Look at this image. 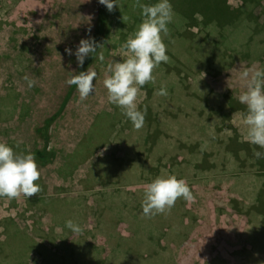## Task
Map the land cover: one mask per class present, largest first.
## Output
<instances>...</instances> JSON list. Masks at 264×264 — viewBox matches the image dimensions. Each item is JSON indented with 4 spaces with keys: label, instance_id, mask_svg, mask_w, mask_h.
<instances>
[{
    "label": "rangeland",
    "instance_id": "1",
    "mask_svg": "<svg viewBox=\"0 0 264 264\" xmlns=\"http://www.w3.org/2000/svg\"><path fill=\"white\" fill-rule=\"evenodd\" d=\"M31 1L24 0L36 7ZM191 1L170 0L169 60L141 88L137 108L145 120L136 129L104 86L108 65L126 58L122 46L143 21L136 0H118L104 59L91 66L95 91L81 100L76 90L53 125L55 157L39 165L38 197L0 198V241L15 224L45 243L53 264H264V158L253 155L264 149L242 141L241 116L232 119L246 112L234 69L264 68V0H228L238 13L222 26L202 25ZM21 2L0 0V142L32 152L42 143L36 129L68 93L74 53L92 38L100 3L52 0L46 16L25 20L16 17ZM162 86L167 95H154ZM97 121L106 140L90 135ZM168 175L185 179L195 199L143 216L145 185ZM44 197L55 199L50 213L38 208ZM68 220L82 232L68 229Z\"/></svg>",
    "mask_w": 264,
    "mask_h": 264
},
{
    "label": "clouds",
    "instance_id": "2",
    "mask_svg": "<svg viewBox=\"0 0 264 264\" xmlns=\"http://www.w3.org/2000/svg\"><path fill=\"white\" fill-rule=\"evenodd\" d=\"M99 3L106 6L109 12L114 11L118 5L117 0H99ZM136 3L142 9L143 21L122 46L126 58L122 62L108 65L107 70L111 75L104 79V86L109 102L122 110L134 128L140 129L145 116L138 110L137 100L141 88L155 82V69L169 60L163 37L168 34V24L172 22L174 12L170 0H159L151 6L141 4L140 0H136ZM101 47L94 39H82L74 53L79 66L82 68L85 59L93 56ZM65 51L73 55L72 49ZM98 58L103 61V54L100 53ZM234 71L238 72L239 80L244 83L238 99L246 106V112L243 115L236 112L232 119L241 116V123L246 129L242 141L264 149V68L254 64ZM97 75L89 67L87 71L72 76L67 83L75 85L80 99L84 100L95 91L93 82ZM24 79L29 87L35 83L28 76ZM228 85L230 87L229 81ZM154 95L166 96L167 90L162 86ZM253 155L256 159L264 158V152L261 151H254ZM40 176L34 154L17 153L12 146L0 142V198L12 200L21 196L27 199L37 196L42 191L36 183ZM181 198L187 202L195 199L185 179L177 178L176 175L157 177L145 185L142 215L151 218L169 213ZM66 227L74 234L82 232L81 226L72 220L66 221Z\"/></svg>",
    "mask_w": 264,
    "mask_h": 264
},
{
    "label": "trees",
    "instance_id": "3",
    "mask_svg": "<svg viewBox=\"0 0 264 264\" xmlns=\"http://www.w3.org/2000/svg\"><path fill=\"white\" fill-rule=\"evenodd\" d=\"M35 6L39 9L44 8V14L40 15L41 10H37L36 7L27 6L28 3H25L24 0L17 5V13L16 17L23 18L25 20H29L31 18H40L46 16L47 7L51 4L52 0H32ZM31 1V2H32ZM244 4L247 3V0H243ZM251 2H256V0H249ZM48 2L50 4L48 5ZM118 2V0H117ZM192 7H194L195 13L197 15L202 16V25L207 24L210 21H216L218 25L229 24L231 21L236 18V14L238 12L231 11V8L228 4V0H192ZM113 11L109 12L106 6L101 5L97 9L96 20L94 24L93 35L91 39H94L98 45H102L101 48L97 50V53H94L93 56H89L85 59L84 66L81 68L79 64L74 69V75L78 74L82 71H87L89 67H91L94 63L98 61V56L101 53L107 34L109 32L110 19L112 17ZM196 14L192 15L193 17ZM73 75V76H74ZM77 90L75 85H70L68 93L60 106L57 112L46 119L42 126L36 129L37 135L41 139L42 143L37 146V148L30 152L25 148H21L19 145L12 144L11 146L17 153H31L34 154L36 162L38 165H46L55 157V152L51 149V129L55 122L63 115L66 106L73 96L75 91ZM235 102V101H234ZM235 107V106H233ZM104 126L101 122L97 121L93 124V128L91 130V134L94 135H103L102 138L106 140L107 132L104 129ZM109 126V125H108ZM106 128V126H105ZM101 138V139H102ZM100 139V138H99ZM83 140L80 142V146H84ZM99 143V141H97ZM78 150V149H77ZM77 154L81 150L76 151ZM89 155V154H88ZM40 179L36 183H40ZM37 196H33L31 198H36ZM45 199H41V205H38L40 210H46L47 213H50V207L53 205L55 199L53 197H44ZM30 199V198H29ZM47 206L48 209H47ZM29 210V209H27ZM30 211V210H29ZM53 216V215H52ZM11 220H7L5 223V227H10ZM14 228L13 233L5 232V238L0 241V264H31L30 261L33 260V264H53L52 257L50 255L46 256L45 252V243H38L35 238H33L27 230H24L21 227H18L15 224H12ZM61 244H64L61 242ZM42 248V250H41ZM6 251V252H5ZM8 252V253H7ZM51 253V252H47ZM32 255V259H31ZM34 256V258H33Z\"/></svg>",
    "mask_w": 264,
    "mask_h": 264
},
{
    "label": "crops",
    "instance_id": "4",
    "mask_svg": "<svg viewBox=\"0 0 264 264\" xmlns=\"http://www.w3.org/2000/svg\"><path fill=\"white\" fill-rule=\"evenodd\" d=\"M68 105V104H67ZM67 107V106H66ZM65 112V111H64Z\"/></svg>",
    "mask_w": 264,
    "mask_h": 264
}]
</instances>
